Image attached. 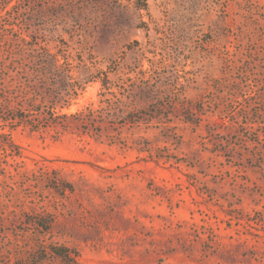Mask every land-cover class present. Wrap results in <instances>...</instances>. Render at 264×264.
Segmentation results:
<instances>
[{
	"label": "rangeland",
	"instance_id": "rangeland-1",
	"mask_svg": "<svg viewBox=\"0 0 264 264\" xmlns=\"http://www.w3.org/2000/svg\"><path fill=\"white\" fill-rule=\"evenodd\" d=\"M0 264H264V0H0Z\"/></svg>",
	"mask_w": 264,
	"mask_h": 264
}]
</instances>
